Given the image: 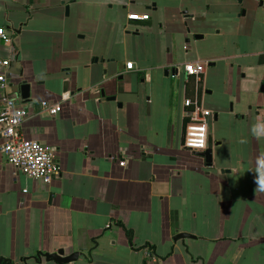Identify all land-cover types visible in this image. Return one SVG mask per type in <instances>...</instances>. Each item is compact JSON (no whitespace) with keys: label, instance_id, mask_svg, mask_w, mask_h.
Segmentation results:
<instances>
[{"label":"crops","instance_id":"obj_1","mask_svg":"<svg viewBox=\"0 0 264 264\" xmlns=\"http://www.w3.org/2000/svg\"><path fill=\"white\" fill-rule=\"evenodd\" d=\"M0 27L22 133L60 166L48 184L0 155V264H264V0H0ZM186 98L211 162L183 146Z\"/></svg>","mask_w":264,"mask_h":264},{"label":"built area","instance_id":"obj_2","mask_svg":"<svg viewBox=\"0 0 264 264\" xmlns=\"http://www.w3.org/2000/svg\"><path fill=\"white\" fill-rule=\"evenodd\" d=\"M149 18L148 13L129 15V19L134 21ZM0 39L12 41V36L4 27H0ZM133 65V62H128L127 69H133ZM205 65L203 62H187L182 64V68L187 76L200 80ZM9 68V59L0 60V155L5 156L27 176L49 184L60 176L56 153L46 144L28 139L22 133V124L28 117L29 110L17 104L20 96L12 90ZM185 103L190 107V115L185 127L183 146L193 152L205 151L209 147V120L213 113L198 98H186ZM41 105L51 115L62 111L61 103L43 101Z\"/></svg>","mask_w":264,"mask_h":264},{"label":"water","instance_id":"obj_3","mask_svg":"<svg viewBox=\"0 0 264 264\" xmlns=\"http://www.w3.org/2000/svg\"><path fill=\"white\" fill-rule=\"evenodd\" d=\"M67 11H69V8L67 7ZM188 31L191 32L192 28L189 25L188 26ZM18 95L21 96L22 99L26 101H31L33 99L32 97V84L26 79H23L20 88L17 90ZM201 156L205 157L207 162L212 161V148L208 147L205 151L198 152ZM192 236L191 234L188 233H179L175 239L178 238H185V237H190ZM82 254V250H77V251H72L70 254H66V251L64 248H59L56 251H39L37 252L36 256H34L35 260L38 262H41L43 259L46 261H54L59 264H66V263H71L73 261H76ZM1 262V260H0Z\"/></svg>","mask_w":264,"mask_h":264},{"label":"clouds","instance_id":"obj_4","mask_svg":"<svg viewBox=\"0 0 264 264\" xmlns=\"http://www.w3.org/2000/svg\"><path fill=\"white\" fill-rule=\"evenodd\" d=\"M258 191H264V179H261L259 182V186L257 187Z\"/></svg>","mask_w":264,"mask_h":264},{"label":"trees","instance_id":"obj_5","mask_svg":"<svg viewBox=\"0 0 264 264\" xmlns=\"http://www.w3.org/2000/svg\"><path fill=\"white\" fill-rule=\"evenodd\" d=\"M128 235H131V232L129 230H127ZM9 264H13L12 262H8Z\"/></svg>","mask_w":264,"mask_h":264}]
</instances>
